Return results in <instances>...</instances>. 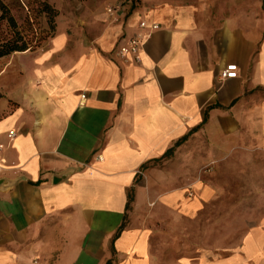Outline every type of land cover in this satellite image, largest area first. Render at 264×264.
Returning a JSON list of instances; mask_svg holds the SVG:
<instances>
[{"label":"crops","instance_id":"0c3cea01","mask_svg":"<svg viewBox=\"0 0 264 264\" xmlns=\"http://www.w3.org/2000/svg\"><path fill=\"white\" fill-rule=\"evenodd\" d=\"M108 3L0 58V264H264L263 20Z\"/></svg>","mask_w":264,"mask_h":264},{"label":"rangeland","instance_id":"374dc122","mask_svg":"<svg viewBox=\"0 0 264 264\" xmlns=\"http://www.w3.org/2000/svg\"><path fill=\"white\" fill-rule=\"evenodd\" d=\"M5 1L13 9L14 14L18 18V20H22L28 8H30L32 10L30 11L31 12L30 14L34 21L35 31L38 32L42 30L43 32H48V25L46 22L47 19L45 18L44 14L38 12L40 7V2L42 0H20L21 3L23 4V5L21 4L22 6L20 5V3L18 4L16 0H5ZM97 1L98 0H47V2L50 3L58 12L57 16L55 17V22H56L55 31L57 29V25L60 21L61 16H63L66 12L70 10L72 11L76 10L80 4H83V2L95 3ZM165 1L173 2L174 4L210 1L212 2V4H215L216 8L224 7V5L226 4V6L231 7L232 10L235 9L243 10V26L244 25L253 26L256 25L257 23L259 24L260 20H263V27H264V0H108L109 3L105 8V12L108 13V8H114L116 6L122 7V5L124 4H128L133 8V7H137L141 2H143V4L148 6L151 5L158 6L161 3H164ZM54 33H52V35ZM52 35L47 36L44 39H41L40 43L37 46H35L33 49L42 45V43ZM2 97L3 94L0 92V99ZM207 171L208 168L204 166L201 168L200 173L202 174L203 172H207ZM151 228H153V232L155 233H159L161 231L174 233L175 231L173 227L171 229L170 226H162L159 224L155 225L154 223ZM199 248L206 249L207 247L200 244ZM220 251H221L220 249H216V254L221 253ZM189 252H192V250L189 249Z\"/></svg>","mask_w":264,"mask_h":264},{"label":"trees","instance_id":"16d2710c","mask_svg":"<svg viewBox=\"0 0 264 264\" xmlns=\"http://www.w3.org/2000/svg\"><path fill=\"white\" fill-rule=\"evenodd\" d=\"M16 1L18 4H22L20 0ZM30 11L32 10L28 8L24 18L18 20L9 4L5 0H0V58L14 52L31 50L40 43L41 39L54 33L56 28L55 17L58 12L47 0L40 2L38 12L44 14L47 19L48 32L35 31ZM130 199L129 197V201Z\"/></svg>","mask_w":264,"mask_h":264},{"label":"built area","instance_id":"2783aa9c","mask_svg":"<svg viewBox=\"0 0 264 264\" xmlns=\"http://www.w3.org/2000/svg\"><path fill=\"white\" fill-rule=\"evenodd\" d=\"M118 8L119 6H116L114 8H108V13L114 14ZM138 26L139 28L143 29V31L132 35L125 44L121 45L116 49V53L120 57L125 58L126 60H133L135 62H140V52L143 49L150 32L159 27L157 23L148 22L146 20H141ZM237 76L238 67L235 63L227 64L221 72L222 78H236ZM13 133V131H10L9 136L13 135Z\"/></svg>","mask_w":264,"mask_h":264},{"label":"water","instance_id":"95a60500","mask_svg":"<svg viewBox=\"0 0 264 264\" xmlns=\"http://www.w3.org/2000/svg\"><path fill=\"white\" fill-rule=\"evenodd\" d=\"M58 178L54 177L53 181H57ZM2 182H4V184L6 183L5 180H0V186L2 185Z\"/></svg>","mask_w":264,"mask_h":264}]
</instances>
